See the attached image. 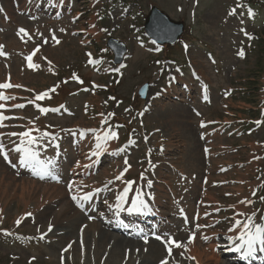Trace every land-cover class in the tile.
<instances>
[{
    "label": "rangeland",
    "instance_id": "rangeland-1",
    "mask_svg": "<svg viewBox=\"0 0 264 264\" xmlns=\"http://www.w3.org/2000/svg\"><path fill=\"white\" fill-rule=\"evenodd\" d=\"M37 1L16 0L23 5L22 12L26 19L23 16L19 19L20 15L14 11L13 22L0 31V41L8 44L11 54L8 63H0V83L17 82L22 87L20 91L11 89L10 92L37 105L50 101L53 88L55 91L62 90V98L65 92L76 87L80 81L85 83V77H88L91 88L81 91L82 99H70L79 112V115H75V121L83 127L91 126L100 133L112 117L123 118L129 125L133 119L135 126L141 129V134L137 135L148 143H152L155 137V142L163 146L171 145L168 149H174L179 155H170L186 169L199 164L205 169L206 163L212 167L213 175L217 169L218 179L213 180L218 182V186L224 183L219 182L222 179L240 182L247 179L246 182H253L257 170L262 169L264 173L263 2L63 0L67 7L73 3V13L64 15L59 22L48 18L47 21L40 19L31 22L32 7ZM46 1L56 3L61 0ZM10 4L11 0H0L1 18L11 16L7 12L12 11ZM153 6L159 7L172 19L185 22L182 38L183 42H187V47L182 46L181 42L173 47L166 46L165 50L147 37L144 21ZM233 9H236L235 14H230ZM78 16L80 19L77 21ZM19 27L31 30L32 37L27 43H23L22 36L16 34ZM4 30L8 32L5 34ZM53 34L60 41L59 44L53 39ZM110 36L128 46V57L122 67L114 64L113 55L107 48ZM37 49L39 52L33 59V66L27 69V55ZM240 51L244 52L243 57L238 54ZM90 60L98 61L94 71L89 69ZM185 62L183 68L196 69L197 75L200 73L199 76H203L207 83L203 93L206 98L194 99L188 105L176 102L170 94L177 96V92L170 93L168 90L171 82L182 76L180 67ZM115 68L120 71H113ZM77 72L83 76L75 77L79 78L75 80L73 75ZM186 74L192 80L193 73ZM61 79L63 82L59 87L58 80ZM69 83H72V87H69ZM146 83L150 85L149 97L162 95L160 101L150 107L147 106L149 100L141 102L136 99L139 88ZM45 91L48 96L35 100ZM134 103L142 109L141 112L130 109ZM204 120L206 126L201 136L208 152L207 160L202 151L204 143L199 141L198 129L199 123ZM215 134L218 135V143L212 141ZM205 136L209 139L206 140ZM112 144L115 142L112 141ZM225 169L230 171L223 174ZM2 175L5 179H0V204L1 207L5 206L6 223L11 220L12 225V221L20 215L19 211L21 213L23 207L26 209L31 204L35 207L40 203V207L44 206L43 211L47 209L44 199L53 195L52 191L47 196L40 194L38 200H34L36 195L31 183L21 184L14 178L6 179L4 173ZM228 176L233 178L225 179ZM255 179L259 181L249 185L264 190V174ZM235 185L237 183H231L224 190L231 192ZM221 188H215L211 193H222ZM28 198L31 199L28 201ZM40 207L35 208L38 210ZM9 252L17 255L14 248L7 249L0 243V264H11ZM16 260L12 264H24L23 260Z\"/></svg>",
    "mask_w": 264,
    "mask_h": 264
},
{
    "label": "snow or ice",
    "instance_id": "snow-or-ice-1",
    "mask_svg": "<svg viewBox=\"0 0 264 264\" xmlns=\"http://www.w3.org/2000/svg\"><path fill=\"white\" fill-rule=\"evenodd\" d=\"M2 11V10H0ZM236 9H233L230 14H235ZM249 15H252L251 12H249ZM92 27H95V25H92ZM61 31H64V29H61ZM102 31H107V29H102ZM18 33H23L27 35L26 29L23 27L18 29ZM247 35V33H246ZM251 38V37H249ZM53 39L57 44L60 43L58 39L55 38V35L53 34ZM155 43V42H154ZM3 45H0V55H3ZM187 47V45H185ZM38 50V49H37ZM241 57L244 56V52L240 51L238 53ZM89 56H91V53H88ZM27 60L29 61V66L32 67L33 65L31 64L32 61V56L29 55L27 57ZM89 63H98V61H89ZM113 71L119 72V68L113 69ZM176 71H179V69H176ZM83 83V81H80ZM13 87L19 88L21 87L20 85H13L11 83H0V89H11ZM52 91H55V88L52 89ZM48 96V92L45 91L35 97V100H42L44 97ZM16 99L13 96L10 95H5L3 92H0V101H10ZM114 99V98H113ZM34 101H29V103H33ZM12 108L16 109H22L25 107L23 103H17L11 105ZM39 108V105H37ZM5 104L0 103V109H4ZM58 109H51V111H57ZM41 112H47L49 109L46 108H41ZM12 119H23V117H14V116H7L4 115L2 112H0V128L6 127L8 125H5L3 122L7 120H12ZM259 124L260 121H257ZM203 126V125H202ZM38 131V130H37ZM8 136L9 138L11 137H19V143L17 144L15 141H12L11 139L9 142L14 145L11 149L6 150L5 144L3 143V137ZM109 138L115 139L117 138V134L115 132H110L106 133L102 137H98V141H107ZM51 139L55 140L56 137L50 132H41L40 135L33 136L32 135V129L29 128L26 131H22L19 133L16 132H8V133H3L0 132V154L3 155L4 159L8 161L9 164L12 163V161L9 159L8 152L13 151L20 153L18 163L22 167H28L34 171V174L38 175L40 179H45L46 177L52 178V179H58V174L53 171L50 167L51 162L45 163L44 161H41L39 159V152L37 150V146L40 147H46L47 145L44 143L45 140ZM103 147V144L98 142L96 144L97 149H101ZM120 151H123V149H120ZM207 151V149H206ZM79 163V162H77ZM125 164L127 165V160H125ZM15 166V165H13ZM130 165H127V167L124 169V171H127V168H129ZM141 178H143V174H141ZM116 180H121L122 175H117L115 177ZM135 183V181H126L125 186L123 187L122 192L117 195L116 197V208L118 210H125L124 209V204L128 202V194L132 190V185ZM147 187L151 188L152 187V181L149 180L147 183ZM69 191H72V185H68ZM96 191H100L99 189H96ZM92 192H86L83 194V196H78L73 194L72 195V200L77 201V202H82V201H89L92 199ZM149 195L146 192L137 190L135 196L133 197L130 206L126 209L127 212L129 213H140L148 209V202L145 199V196ZM226 195H231L230 193ZM252 195L255 196L256 192L255 190L252 192ZM262 201H264V196L260 197ZM240 203H246V204H252L251 199H245L241 200ZM111 207V205H109ZM234 207V206H232ZM219 209H217L218 211ZM26 215H31V213H27ZM205 215H208V213H205ZM258 215L257 211L252 212L251 215H248L245 212H235L233 217L229 218L232 220V225L228 229L229 232L233 233L232 235H229L227 239L231 242L232 244V249L233 251L240 253L241 257L243 259H248L250 257H255L257 251L259 250L260 252H264V214L260 215L259 221L256 219ZM237 217H242L243 219H239ZM92 219L93 217H89ZM20 220L16 221V225L19 226ZM197 229L201 227H208V225H195ZM49 231H51V226H49ZM4 235H11L7 230H2ZM238 231V234H237ZM43 238V237H41ZM158 240H162L166 245H175L177 248H185V245L183 242L177 241L174 239V237L169 233L166 236H160L157 235L155 237ZM195 239V233L193 232L191 236L188 238V242L192 243L194 242ZM205 240L208 239L207 236L204 237ZM70 247V246H69ZM168 253L171 255L172 249L171 247H168ZM185 250H187L185 248ZM138 251V250H137ZM183 256V253H181ZM192 259H195L192 257ZM161 264H168L167 258L161 261Z\"/></svg>",
    "mask_w": 264,
    "mask_h": 264
},
{
    "label": "water",
    "instance_id": "water-1",
    "mask_svg": "<svg viewBox=\"0 0 264 264\" xmlns=\"http://www.w3.org/2000/svg\"><path fill=\"white\" fill-rule=\"evenodd\" d=\"M145 27L147 33L160 44L174 43L183 32V23L173 22L167 15L156 7L152 8L149 16L147 17ZM109 45L116 52V62H121L126 51L125 46L114 40L110 41ZM146 91L147 86L141 90L139 93L140 96L145 98Z\"/></svg>",
    "mask_w": 264,
    "mask_h": 264
},
{
    "label": "bare ground",
    "instance_id": "bare-ground-1",
    "mask_svg": "<svg viewBox=\"0 0 264 264\" xmlns=\"http://www.w3.org/2000/svg\"><path fill=\"white\" fill-rule=\"evenodd\" d=\"M176 152V151H175ZM210 154V153H209ZM175 155V154H174ZM208 156V155H207ZM200 158V157H199ZM210 161V160H209ZM213 162V161H212ZM212 165V164H211ZM23 192V191H22ZM25 192V191H24ZM23 195H24V193H23ZM22 196V195H21ZM43 196V195H42ZM22 199V198H21ZM25 199V198H24ZM38 200V199H37ZM35 204L37 203V202H34ZM26 204V203H25ZM33 205V204H32ZM37 206H39L40 207V203H37V205L35 206V207H37ZM67 206V204H64L63 205V207H62V209H64L65 207ZM47 210V209H46ZM46 210L45 211H42L40 214H41V216L43 215V214H45L46 213ZM38 211H40V209L38 208ZM39 214V215H40ZM59 218V215H57L56 216V218L55 219H58ZM47 224V221H45L44 222V225H46ZM195 253L198 255V257L200 258V259H202V256H203V253H201L198 249H195Z\"/></svg>",
    "mask_w": 264,
    "mask_h": 264
},
{
    "label": "trees",
    "instance_id": "trees-1",
    "mask_svg": "<svg viewBox=\"0 0 264 264\" xmlns=\"http://www.w3.org/2000/svg\"><path fill=\"white\" fill-rule=\"evenodd\" d=\"M255 1H260V0H255Z\"/></svg>",
    "mask_w": 264,
    "mask_h": 264
}]
</instances>
